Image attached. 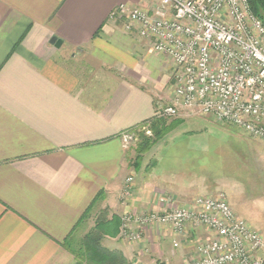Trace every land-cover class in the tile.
<instances>
[{
  "label": "crops",
  "instance_id": "0c3cea01",
  "mask_svg": "<svg viewBox=\"0 0 264 264\" xmlns=\"http://www.w3.org/2000/svg\"><path fill=\"white\" fill-rule=\"evenodd\" d=\"M156 4L0 0V264H75L62 244L73 230L83 238L101 210L138 216L156 211L163 196H213L205 171L176 175L155 163L148 171L144 157L132 198L122 197L134 155L119 135L168 104L171 67L111 15L121 5L152 11ZM193 119L169 123L193 136ZM200 231L189 227L181 238L149 227L138 243L116 237L103 246L130 264H186Z\"/></svg>",
  "mask_w": 264,
  "mask_h": 264
},
{
  "label": "built area",
  "instance_id": "2783aa9c",
  "mask_svg": "<svg viewBox=\"0 0 264 264\" xmlns=\"http://www.w3.org/2000/svg\"><path fill=\"white\" fill-rule=\"evenodd\" d=\"M115 17L126 19L124 31L136 30L171 67L169 102L154 117L210 118L264 142V25L247 0H157L152 11L121 5ZM139 132L152 136L148 125L126 130L119 135L122 147L136 142ZM132 184L129 176L123 199L132 198ZM156 207L122 217L123 239L139 242L151 226H166L181 238L189 227L202 228L204 235L192 237L186 264H264V234L236 215L225 194L187 205L163 196Z\"/></svg>",
  "mask_w": 264,
  "mask_h": 264
},
{
  "label": "rangeland",
  "instance_id": "374dc122",
  "mask_svg": "<svg viewBox=\"0 0 264 264\" xmlns=\"http://www.w3.org/2000/svg\"><path fill=\"white\" fill-rule=\"evenodd\" d=\"M171 91L170 85L165 91L164 103L168 102ZM178 126L155 143L152 153L143 156L147 163L145 169L149 171L150 164L155 163L157 171H176V175L205 171L210 177L209 185L214 188L213 193L225 194L236 215L264 234V142L249 137L239 129L218 125L210 118L193 119V136L185 134L183 125ZM137 141L128 147L130 154L134 155L133 160ZM134 167L133 186L138 172ZM192 200H178V203L184 205ZM200 233L203 234V231ZM118 239L138 243L123 239L121 229Z\"/></svg>",
  "mask_w": 264,
  "mask_h": 264
},
{
  "label": "trees",
  "instance_id": "16d2710c",
  "mask_svg": "<svg viewBox=\"0 0 264 264\" xmlns=\"http://www.w3.org/2000/svg\"><path fill=\"white\" fill-rule=\"evenodd\" d=\"M252 14L259 19L264 25V0H247ZM168 119L156 118L145 121L135 128L148 125L152 132L151 137L144 133L138 134L136 156L134 157L131 167L138 171L142 163L143 156L147 154L155 143L164 135L172 130L174 124L169 123ZM132 129V128H131ZM102 194L97 195L87 209L84 218H87L92 211V205L102 198ZM122 226L121 218L112 215L109 217L108 210H101L95 218L94 226L80 240H75L74 230L68 235L62 246L75 258V264H130L119 251H110L103 246L106 238H116L120 233ZM76 230V229H75Z\"/></svg>",
  "mask_w": 264,
  "mask_h": 264
},
{
  "label": "water",
  "instance_id": "95a60500",
  "mask_svg": "<svg viewBox=\"0 0 264 264\" xmlns=\"http://www.w3.org/2000/svg\"><path fill=\"white\" fill-rule=\"evenodd\" d=\"M52 42H53V43H54V42L56 43L57 40H56L55 38H53V39H52ZM59 43H60V42L58 41V44H59ZM56 45H57V44H56Z\"/></svg>",
  "mask_w": 264,
  "mask_h": 264
},
{
  "label": "bare ground",
  "instance_id": "6f19581e",
  "mask_svg": "<svg viewBox=\"0 0 264 264\" xmlns=\"http://www.w3.org/2000/svg\"><path fill=\"white\" fill-rule=\"evenodd\" d=\"M177 119H179V118H177Z\"/></svg>",
  "mask_w": 264,
  "mask_h": 264
}]
</instances>
